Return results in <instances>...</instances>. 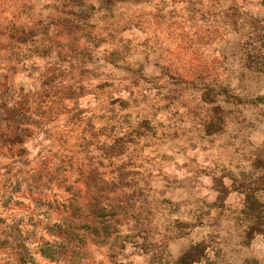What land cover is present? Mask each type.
I'll return each mask as SVG.
<instances>
[{
  "label": "clouds",
  "instance_id": "obj_1",
  "mask_svg": "<svg viewBox=\"0 0 264 264\" xmlns=\"http://www.w3.org/2000/svg\"><path fill=\"white\" fill-rule=\"evenodd\" d=\"M0 264H264V0H0Z\"/></svg>",
  "mask_w": 264,
  "mask_h": 264
}]
</instances>
